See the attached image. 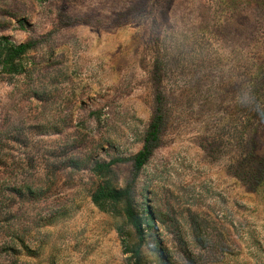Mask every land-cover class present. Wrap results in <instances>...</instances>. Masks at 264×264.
I'll return each instance as SVG.
<instances>
[{
  "label": "rangeland",
  "instance_id": "374dc122",
  "mask_svg": "<svg viewBox=\"0 0 264 264\" xmlns=\"http://www.w3.org/2000/svg\"><path fill=\"white\" fill-rule=\"evenodd\" d=\"M1 36L36 44L0 74V264H264V0H0Z\"/></svg>",
  "mask_w": 264,
  "mask_h": 264
},
{
  "label": "trees",
  "instance_id": "16d2710c",
  "mask_svg": "<svg viewBox=\"0 0 264 264\" xmlns=\"http://www.w3.org/2000/svg\"><path fill=\"white\" fill-rule=\"evenodd\" d=\"M60 25L62 27L71 26L72 22L68 21L67 18L59 17ZM35 41H29L21 44H14L10 41L8 37H0V74L6 75H20L25 70V65L23 64V56L35 46ZM156 103L158 100L156 98ZM162 114L159 108H156V114L152 121L150 122L148 129L146 131L145 137L143 139L142 148L133 159V166L136 171H138L147 161V159L152 154L153 150L158 145L159 131L162 126ZM111 163L105 166H100L101 168H108ZM125 195L124 192L111 191L106 188H98L94 194L91 196L92 203L99 209H103V202H117ZM125 217L129 221L132 228L135 230L136 234L141 236V226L139 218L132 212L130 207L125 210Z\"/></svg>",
  "mask_w": 264,
  "mask_h": 264
}]
</instances>
